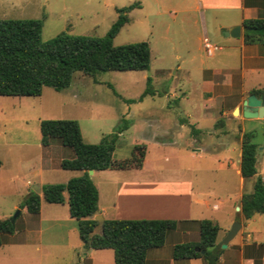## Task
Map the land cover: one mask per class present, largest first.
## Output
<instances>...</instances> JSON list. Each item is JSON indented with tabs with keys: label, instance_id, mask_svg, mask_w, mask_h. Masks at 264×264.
I'll list each match as a JSON object with an SVG mask.
<instances>
[{
	"label": "rangeland",
	"instance_id": "rangeland-1",
	"mask_svg": "<svg viewBox=\"0 0 264 264\" xmlns=\"http://www.w3.org/2000/svg\"><path fill=\"white\" fill-rule=\"evenodd\" d=\"M133 3L140 5L127 13L129 21L121 27L113 42L121 45L148 41L151 47L149 69L108 70L94 75L78 71L67 88L57 90L45 86L39 96L0 95V218L12 219L20 209L14 222L21 226L24 208L20 205L29 189L38 193L45 183L66 182L81 174L79 170L61 167L62 159L74 156L71 148L59 140L52 141L49 146L41 144L42 119L74 118L80 123L85 141L91 143H98L105 135L123 128L116 142V158L130 157L134 145L144 143L148 147V166L157 162L163 168L159 171L161 174L188 176L195 182V188L215 197L214 202L219 208L205 211L204 217L219 223L222 228L219 238L235 222L249 220L237 206L240 208L242 188L249 191L255 178L243 182L241 173L233 168H222L221 163L233 156L240 166L238 153L242 128L252 131L253 141L258 145V172L264 178V121L259 117H245L241 125L233 121L228 127L238 128L236 136L215 138L205 133H193L194 123L208 111L214 116L226 112L230 117H244L243 100L251 91L241 92L237 90L239 86L234 89L225 87V72L213 77L217 82L214 91L203 90L204 73L197 65L202 60L210 67L231 66L234 81L237 84L241 81L239 52L227 55L231 43L227 42L226 31L231 28L228 24L237 17L236 11L195 10L197 0H0V18L42 19V39L45 41L64 31L104 36L117 20L119 9ZM205 37L211 44L223 46L215 56L208 55ZM210 96L215 97L216 103L207 108L203 101ZM235 106L241 107L240 114L233 113ZM217 122L205 120L202 127L224 125ZM183 124L185 128H182ZM194 138L210 147L203 153V158L187 155L176 160V154L171 150L179 146H158L156 143L158 140H176L189 154L192 147L198 146ZM178 161L189 166L179 168L191 170L175 172L178 168H173V164L177 165ZM41 167L42 172L36 174ZM150 168H146L143 175L152 174ZM116 171L124 177L139 173L135 170ZM90 176L98 188L100 203L107 202L112 192L107 182L116 176L100 172ZM42 203L41 226L44 229L61 227L68 230L69 239H79L78 221L74 217L70 220L66 202ZM52 213L59 216V222L51 221ZM250 223L263 238L264 214L256 213ZM181 225L199 231L198 223ZM188 238L170 231L164 245L171 247L173 243ZM28 251L26 256L19 248L1 244L0 264H36L38 257L31 256L39 255V252L34 246ZM42 253L43 264H71L73 255L74 264L79 261L77 252L65 245L45 246Z\"/></svg>",
	"mask_w": 264,
	"mask_h": 264
},
{
	"label": "trees",
	"instance_id": "trees-1",
	"mask_svg": "<svg viewBox=\"0 0 264 264\" xmlns=\"http://www.w3.org/2000/svg\"><path fill=\"white\" fill-rule=\"evenodd\" d=\"M246 2V0H245ZM140 3L119 9V16L104 36L71 34L66 31L49 40L42 39L40 18H0V95L39 96L45 86L57 90L67 88L78 71L88 75L108 70H147L151 63L148 41L115 45L113 39L129 21L128 12ZM246 43L264 42V10L257 17L243 20ZM149 88H147V91ZM251 93H264L253 89ZM218 125H223L219 119ZM41 144L48 146L59 140L73 150L72 158H64L61 167L79 170L82 174L66 182L45 183L42 194L30 193L21 208L40 213L42 199L49 203H67L69 213L78 221V230L85 249L111 248L116 264H149L148 251L165 244L167 234L177 230L184 220L171 218H108L104 232L93 234L100 212L99 191L89 170L141 168L147 146L134 145L126 158L114 156L116 142L123 128L105 135L100 142L85 141L80 123L74 118H49L40 122ZM254 133L244 131L241 143V175L245 181L255 178L249 191L244 190L240 210L246 219L256 213L264 214V178L258 172V145ZM1 164V159H0ZM198 223L199 239L176 242L175 259L203 258L206 264H218L222 252L217 242L220 225L212 219ZM16 223L0 218V245L3 235L12 233Z\"/></svg>",
	"mask_w": 264,
	"mask_h": 264
},
{
	"label": "crops",
	"instance_id": "crops-1",
	"mask_svg": "<svg viewBox=\"0 0 264 264\" xmlns=\"http://www.w3.org/2000/svg\"><path fill=\"white\" fill-rule=\"evenodd\" d=\"M201 8L206 10L230 9L236 11L238 15L228 24L229 28L234 25H241V36L237 38L228 36L227 41L228 43H231V50L227 52L228 56L239 52V75L241 76V81L238 84L234 81L233 74H231V71L233 70L231 66H229V68H223L221 66L210 67L205 61L200 60L197 65L198 69L204 73L202 78L203 90H207L209 92L214 91L217 82L213 77L225 72L227 78L223 84L229 89H234L236 86H239L237 90L244 93L252 91L253 89H261L264 91V42L246 43L243 36V20L245 18L257 17L259 11L264 10V0H246V2L245 0H197L195 10H200ZM222 47L223 46H221V49ZM215 54L216 52L210 56H215ZM178 69H181L180 66H178ZM208 71L209 74H207ZM203 103L207 108H209L212 104L216 103L215 97L210 96V98L208 100L205 99ZM236 107L238 106H235V108ZM218 119H223V126H214L211 128L202 127L203 121L211 120L215 124ZM243 120H245V117H240V115L230 117L226 112H224L221 116H214L212 115V111H208L198 121H196V123H194L193 133L197 135L205 133L215 136V138H219L221 135L223 137L226 135L236 136L239 134L238 128H230L228 125L233 123V121H236L238 125H241ZM262 120L264 121V118H262ZM182 128H185V124L182 125ZM244 131L245 130L242 128L241 133ZM194 142L198 143V146L192 147L189 154L185 153L184 150L180 148V143L176 140L168 142L158 140L156 143L158 146H179L171 150L176 154V160L177 158H182L187 155H191L193 158L196 157L195 155H197L198 158H203V153H205V151H207L210 147L203 145L197 138H194ZM147 150L141 168L125 170L105 169L93 171L92 176H94L97 172H100L103 175L106 174L109 176H116V178L114 177L107 182L112 189L107 202L100 203L99 197V213L103 215L104 219L171 218L191 221L185 222L184 224L190 223L192 225L196 223L192 222L194 220L198 221L202 219H211L204 217V213L211 208H219L217 202H214L216 198H212L208 192L202 191L197 187L195 188V182L188 176H182V174L178 176L161 174L162 172L160 173L159 171H162L163 168L158 166L157 162L148 166ZM157 159L161 160L159 158ZM238 162L241 163V143L239 144ZM221 166L226 169L233 168L238 173H241L240 166H237L236 160L233 156L225 158V162L221 163ZM148 167H151L150 171H152V174L143 175L144 171ZM174 167L178 168L175 172L184 171L186 173L191 170L189 168H179L189 167L181 161H178L177 165L173 164V168ZM42 168L43 167L39 168L36 171V174H40L42 172ZM116 170L123 172L127 170H135L142 173H133L132 176L124 177L122 173ZM80 172L82 174V171ZM243 182H245V180ZM244 186L245 183L243 187ZM243 191L244 188H242L240 198L242 197ZM32 192L36 191L29 189L28 195ZM38 193L41 195L42 191ZM43 201L45 200L42 199L41 203ZM42 215L43 203L41 204L40 213L37 214L29 212L25 207L22 212L23 221L21 226H16L12 233L4 234L3 244L8 243L13 248H19L22 251L21 253L26 256H28L29 253L28 248L34 246L35 251L39 252V255L35 254V256H31L38 257L36 264H43L42 251L45 246L50 247L62 245L69 246V249L73 252H77L79 257L77 264H116L113 249H85L80 235L79 239L72 241V239L68 238L69 235L67 229L61 227L44 229L41 226V222L43 221ZM50 218L52 222H59L60 220L59 216L53 213L50 214ZM71 218L73 217L71 216L70 220H72ZM251 219L252 218L246 222H243L242 220L240 221L242 228L240 227L239 231L233 239H231L226 248L223 249L221 247L223 250L218 264H264V237H259L258 235L261 232H259L256 228L251 227ZM174 231L185 237L189 236L186 241L199 239V237L196 238V235L199 236L200 231L185 227L182 228V225ZM228 231L229 229H226L220 238L217 237V242L220 245L221 240ZM175 243H173L171 247L163 245L161 247L150 249L147 254L148 263L206 264L203 258L175 259L173 256V246ZM62 257L64 256L62 255ZM74 259L75 257L73 255L71 264H74Z\"/></svg>",
	"mask_w": 264,
	"mask_h": 264
},
{
	"label": "water",
	"instance_id": "water-1",
	"mask_svg": "<svg viewBox=\"0 0 264 264\" xmlns=\"http://www.w3.org/2000/svg\"><path fill=\"white\" fill-rule=\"evenodd\" d=\"M227 36L231 37H240L241 36V25H234L228 31H226ZM241 111V107H236L234 109V113ZM242 114L244 117H259L264 118V93L256 94L251 93L249 94L246 99L243 100L242 106ZM93 169H90L88 172L90 175L93 174ZM238 209H240L238 207ZM20 213V209H18L15 215L12 217V221L15 220L17 215ZM94 218L98 221L97 225L94 227L92 233L93 234H102L104 232V222L105 219L102 214L98 213L94 216ZM241 227L240 222H235L231 229L226 233L225 237L221 240V247L224 249L228 246L229 242L233 237L237 234Z\"/></svg>",
	"mask_w": 264,
	"mask_h": 264
},
{
	"label": "built area",
	"instance_id": "built-area-1",
	"mask_svg": "<svg viewBox=\"0 0 264 264\" xmlns=\"http://www.w3.org/2000/svg\"><path fill=\"white\" fill-rule=\"evenodd\" d=\"M204 42H205V46L207 48V52L209 53V55L214 54L217 50L221 49V46L219 45H215V44H211L209 42V39L207 37L204 38Z\"/></svg>",
	"mask_w": 264,
	"mask_h": 264
},
{
	"label": "bare ground",
	"instance_id": "bare-ground-1",
	"mask_svg": "<svg viewBox=\"0 0 264 264\" xmlns=\"http://www.w3.org/2000/svg\"><path fill=\"white\" fill-rule=\"evenodd\" d=\"M237 113H239V112L237 111L235 114H237Z\"/></svg>",
	"mask_w": 264,
	"mask_h": 264
},
{
	"label": "flooded vegetation",
	"instance_id": "flooded-vegetation-1",
	"mask_svg": "<svg viewBox=\"0 0 264 264\" xmlns=\"http://www.w3.org/2000/svg\"><path fill=\"white\" fill-rule=\"evenodd\" d=\"M260 95V94H259Z\"/></svg>",
	"mask_w": 264,
	"mask_h": 264
}]
</instances>
